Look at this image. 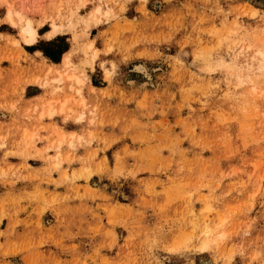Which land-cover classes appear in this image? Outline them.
Segmentation results:
<instances>
[{"label": "rangeland", "instance_id": "rangeland-1", "mask_svg": "<svg viewBox=\"0 0 264 264\" xmlns=\"http://www.w3.org/2000/svg\"><path fill=\"white\" fill-rule=\"evenodd\" d=\"M0 264H264V0H0Z\"/></svg>", "mask_w": 264, "mask_h": 264}, {"label": "trees", "instance_id": "trees-1", "mask_svg": "<svg viewBox=\"0 0 264 264\" xmlns=\"http://www.w3.org/2000/svg\"><path fill=\"white\" fill-rule=\"evenodd\" d=\"M40 48L45 56L55 62L59 61L61 54L66 50L65 47L58 43V40L47 42Z\"/></svg>", "mask_w": 264, "mask_h": 264}, {"label": "bare ground", "instance_id": "bare-ground-1", "mask_svg": "<svg viewBox=\"0 0 264 264\" xmlns=\"http://www.w3.org/2000/svg\"><path fill=\"white\" fill-rule=\"evenodd\" d=\"M22 32H23V37L25 39L28 37V41L33 42L35 36V30L32 29L27 22L25 26L22 28Z\"/></svg>", "mask_w": 264, "mask_h": 264}]
</instances>
